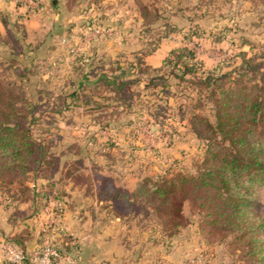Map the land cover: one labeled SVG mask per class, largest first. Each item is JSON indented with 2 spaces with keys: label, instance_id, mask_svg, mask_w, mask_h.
Here are the masks:
<instances>
[{
  "label": "trees",
  "instance_id": "1",
  "mask_svg": "<svg viewBox=\"0 0 264 264\" xmlns=\"http://www.w3.org/2000/svg\"><path fill=\"white\" fill-rule=\"evenodd\" d=\"M138 7L143 26L152 27L158 21V12L152 5L138 3ZM52 8L57 9V5ZM1 19L6 34L0 35V59L7 64L4 70L20 79L0 78V195L11 203L9 222L14 224L34 219L50 201L70 203L63 188L65 183L63 187L57 185L61 157L52 151L48 136L43 132L35 134L40 107L31 95L41 101L40 98L51 94L42 89L31 93L26 88V82L35 75L33 57L28 54H39L44 42L56 34H46L44 41L34 46L26 42L24 27L14 23L13 29H9L8 16L2 14ZM161 27L164 30L161 36L156 35V43L146 51L131 53L130 62L123 60L124 53L106 59L94 48H89L90 53L76 54L70 65L77 83H72L70 92L60 90L53 101L50 98L46 101L52 102L57 114L83 108L100 125V130L121 127L133 130L148 116L144 124L158 126L163 135L170 132L178 136L181 129L193 135L203 147L194 173L167 171L163 175L141 176L132 190L116 186L106 178L100 181L97 200L121 221L147 220L166 237L176 235L183 228V204L202 200L199 207L209 210L201 212L204 214L202 233L204 225L226 234L235 233L234 240L239 241L236 246L240 247L243 260L253 257L256 264H264V218L256 211L258 203L247 196L252 187L264 189V53L239 51L233 57L239 62L234 65L231 61V66L223 71L221 64L206 68L193 49L183 46L171 49L160 67L151 68L145 64V58L159 48L163 38L180 31L169 23ZM226 35L227 32L217 33L213 40L221 42ZM241 41L240 49L253 48L248 41ZM171 80L182 89H195L198 105L201 108L209 105L211 120L198 113L186 115L184 110L178 117L172 115L166 107L173 95ZM155 92L166 106L152 103L150 110L140 98L142 94L154 96ZM96 146L111 148L114 143L107 140ZM81 161L78 158L71 162L75 166ZM75 177L74 182L78 179ZM245 185L248 187L243 189ZM200 192L210 193L211 200L198 199ZM33 236L28 232L4 239L24 254L25 260L20 264H33L28 248ZM35 243H40V239ZM55 248L59 255L69 252L67 248Z\"/></svg>",
  "mask_w": 264,
  "mask_h": 264
},
{
  "label": "rangeland",
  "instance_id": "2",
  "mask_svg": "<svg viewBox=\"0 0 264 264\" xmlns=\"http://www.w3.org/2000/svg\"><path fill=\"white\" fill-rule=\"evenodd\" d=\"M1 1L14 7L8 10L7 5H4V9L1 6L3 3L0 4L1 36L6 34L1 25L2 14L8 16L9 29H13L14 23H19L17 25L25 28L26 42L30 41L32 45H37L46 34H56L47 39V52L39 50L37 55L28 54L33 57L31 62L35 75H31L30 80L26 82L27 90L34 93L36 89H42L51 94L40 98L41 101L37 100V96L31 95L32 100H36L40 107L36 113L40 121L35 134L43 132L48 136V140L52 142V151L61 157V173L57 176V185L63 187V183L72 182L80 187L81 192L79 194L76 191V203L71 205V209L78 211L81 205L93 211L101 209V213L99 212L94 220L95 227L101 232L98 241H101L103 236L109 238L107 252L109 256L116 255L119 259L115 264H256V258L248 257L243 260L240 256L241 249L236 246L239 241L235 242V233L226 234L215 227L205 225L202 227L205 232L202 233L200 228L204 224V214L201 212L209 211L199 207L202 200L196 201L195 204H183L184 226L172 237L164 236L159 227L147 220L138 223L139 218L112 223L110 220L107 223L101 220L106 205L99 206L91 197H95L100 181L108 178L116 186L132 190L134 183L141 176L163 175L167 171L194 173L201 160L203 147L193 135L182 129H179L181 134L178 136L171 135L170 132L163 135L158 126L144 124L148 116L144 117L143 124L134 126L133 130L128 127L100 130V125L93 121L92 116L85 114L83 108L57 114L50 101L59 95L60 90L70 92L74 86L72 83H77L75 72L70 65L76 54L89 52L94 48L98 55L106 59H115L118 54L124 53L126 58L123 60L130 62L133 60L131 53L146 51L156 43V35L159 36L164 30L161 27L163 23L172 24L180 31L160 41L159 48H165L162 51L186 46L193 49L206 68L221 64L223 71H226L232 62L234 65L239 62L238 59H233L239 51L248 54L264 53V0H39L40 10L23 9L24 14H15L14 11L19 6L12 4L10 0ZM138 3L152 5L158 12V21L152 27L143 26ZM53 5H57V9H53ZM54 15H58V18ZM86 24H89L88 27H85ZM221 32H227L226 38L221 42H214L213 35ZM19 33L17 32V35ZM241 40L252 44L253 50H250L249 46L240 49ZM18 52L17 48L16 53ZM6 65L3 59H0V78L20 81L11 72L4 70ZM124 65L127 66L126 63ZM171 83L173 95L168 100V106L164 104V99L158 100L157 92L148 97L142 94L140 99L150 110V105L155 103L168 107V111L177 117L181 115L180 111L184 110L186 115L193 112L211 120L209 105L205 108L198 105L195 89H182L177 86V82L171 80ZM42 84L44 87H40ZM49 98L50 103L46 101ZM93 140H96V143L110 140L114 147L101 149ZM78 158L82 160L81 164L74 166L71 161ZM75 176H78V182H74ZM38 183L41 185V182ZM246 187L248 185L243 186V189ZM247 196L258 203L256 211L264 218V189L252 187ZM3 197L5 196L0 195L1 199H4ZM197 198L211 200L212 197L210 193L200 192ZM67 201L71 204L73 200ZM0 206L12 207L11 203L7 205L3 202ZM64 208L60 226L53 232L54 245L60 248L61 241H66V224L75 230L81 228L82 233H75L79 236L81 244L85 243L84 241L88 243V240H84L86 236L83 230L85 225L89 224L82 223L80 226L79 219L82 216L78 219L77 214H71L69 205H64ZM38 220V217H35L23 221L27 233L34 235L28 243L30 255L40 246V243H35L37 238L40 239ZM118 227L124 229L117 232ZM116 243H120L121 250L119 247L115 248ZM4 244L3 241L1 262L7 264L2 254ZM75 247L73 244L71 252L65 251L66 253L60 255L58 264H75L74 260L80 256ZM86 255L89 256V253ZM101 257L96 261L99 262ZM104 263L102 260L96 264Z\"/></svg>",
  "mask_w": 264,
  "mask_h": 264
},
{
  "label": "crops",
  "instance_id": "3",
  "mask_svg": "<svg viewBox=\"0 0 264 264\" xmlns=\"http://www.w3.org/2000/svg\"><path fill=\"white\" fill-rule=\"evenodd\" d=\"M43 2H44V0H43ZM2 3H3V5H1V6L4 7V5H7V9L8 10L13 7L12 5L4 4V2L1 1L0 4H2ZM5 7H4V9H5ZM14 13L15 14H21V13L24 14L23 8L16 7V10L14 11ZM54 17L58 18V15H54ZM43 21H42V23H43ZM43 41H44V38H43V40H40L39 43H41ZM28 42L31 43L30 41H28ZM220 45H223V44H220ZM34 46H36V44ZM164 49L161 46L153 54L147 56L145 58V64L147 66L151 67V68L160 67L161 64H162V61L166 57L167 53L171 50V48H168L167 50L162 51ZM39 50H42L43 52H47L46 42H44L43 46H41V48ZM38 53H40V51H38ZM135 183H134V185H135ZM63 188H64V190H65V192L67 194L68 199L73 200L71 202V204L69 205V208L71 210V214H73V215L77 214L78 215L77 216L78 219H79V216H82L79 219L80 226L83 225L82 223L89 224V225H85L86 227L83 230V232H85L84 234L86 236V237H84V240H88L87 241L88 243H86V241H84L85 243H82L84 245H82L80 243L81 241L79 240V236L75 233V231H80L81 232L82 229L79 228L78 230H75V229H73V227H71V225L66 224L67 225L66 230H67V234L68 235L65 234L66 238H67L66 241L65 240L61 241L62 242L61 243V247L63 248V250H66L65 248H67L68 251L71 252L73 250V244L76 245L75 248L77 250H75V251H78V254L80 256L76 257V259H75L76 261L74 260V263L76 262L75 264H87V263L88 264H96V263H99L102 260H104L106 264H115L119 259L116 258V255L109 256L108 252H107L108 248H109V244H110V242H108L109 238L103 236L102 240L98 241V235H99L100 231H99V229L97 227H95L94 220L97 219L98 214L100 212L99 210H101V209L98 208L97 210L93 211V209H91V208L79 205L80 209L78 211L72 210L71 209V207H72L71 205L76 203V201L74 199H75V197L77 196L78 193L80 194V192H81L79 190L80 187H77V185H74V183L71 182V183H65ZM82 195L84 196L83 193H82ZM91 197H93V199H94L93 202L97 203L99 206L104 204L103 202H100V201L97 200L96 195H95V197L94 196H91ZM72 211H74V212H72ZM11 212H12L11 208H7V207L6 208L5 207L2 208V206H0V264H2V262H1V243L4 241V239L6 237H12V236L19 235V234H24V235L27 234L26 228L24 227V226H26V224H24L23 221H18V222L14 223V224H11L9 222V216H10ZM102 214L104 216L101 218V220L103 222H105V223H107V221L109 222V220H110V223H112L114 221L121 222L120 219L114 217L110 213L108 208H105V210L103 211ZM103 219H108V220H103ZM88 220L90 222H92V223L87 222ZM122 229H124V228L118 227L117 232H120ZM122 232H125V231H122ZM96 235H97V238H96ZM67 236H69V237H67ZM114 246H115V248L119 247L118 249L121 250L120 243H118V244L116 243V245H114ZM90 251H91V253H90ZM86 253H89V256H87ZM100 256H102L99 259L100 261L99 262L96 261V259L98 257H100ZM79 259L81 260L80 262L77 261ZM82 259H83V262H82ZM91 260H94V261L92 263H90Z\"/></svg>",
  "mask_w": 264,
  "mask_h": 264
},
{
  "label": "built area",
  "instance_id": "4",
  "mask_svg": "<svg viewBox=\"0 0 264 264\" xmlns=\"http://www.w3.org/2000/svg\"><path fill=\"white\" fill-rule=\"evenodd\" d=\"M12 4L18 5L23 9L40 10L39 0H10ZM99 31H96L98 33ZM0 203L10 204V201L3 197ZM64 204H49L37 216L39 223L40 246L38 250L30 255L33 264H58L61 256L57 252L53 243V232L60 226V221L64 215ZM3 260L9 264H20L25 260L24 254L14 245L5 243L3 245Z\"/></svg>",
  "mask_w": 264,
  "mask_h": 264
},
{
  "label": "water",
  "instance_id": "5",
  "mask_svg": "<svg viewBox=\"0 0 264 264\" xmlns=\"http://www.w3.org/2000/svg\"><path fill=\"white\" fill-rule=\"evenodd\" d=\"M55 2H53V4H54Z\"/></svg>",
  "mask_w": 264,
  "mask_h": 264
}]
</instances>
